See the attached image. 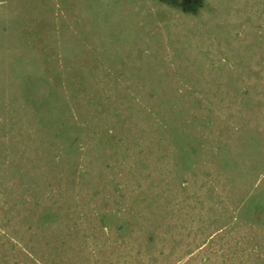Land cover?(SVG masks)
I'll use <instances>...</instances> for the list:
<instances>
[{
	"label": "rangeland",
	"instance_id": "374dc122",
	"mask_svg": "<svg viewBox=\"0 0 264 264\" xmlns=\"http://www.w3.org/2000/svg\"><path fill=\"white\" fill-rule=\"evenodd\" d=\"M0 264H264V0H0Z\"/></svg>",
	"mask_w": 264,
	"mask_h": 264
}]
</instances>
